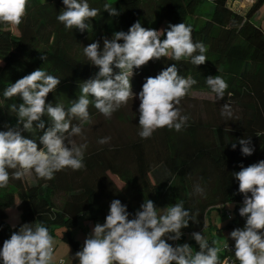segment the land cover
<instances>
[{
  "label": "trees",
  "instance_id": "1",
  "mask_svg": "<svg viewBox=\"0 0 264 264\" xmlns=\"http://www.w3.org/2000/svg\"><path fill=\"white\" fill-rule=\"evenodd\" d=\"M208 1L212 9L201 17L199 11ZM88 3L100 12L86 21L88 29L83 32L69 30L58 21V14L65 9L63 0H28L20 25L0 23V131L16 126L17 117L11 105L23 102L19 96L4 97L12 83L41 68L61 79L57 89L48 94L46 103L61 104L67 110L81 95L84 81L94 78L99 71L90 64L83 48L99 41L102 49L104 37L111 39L114 32H127L137 21L146 29L163 30L165 35L161 39L166 38L170 24L190 25L193 41L202 42L207 48V61L196 66L190 58L174 61L162 57L134 68V98L111 118H105L89 96L91 122L82 124V136L69 137V142L77 146L87 143L85 167L76 171L65 168L56 172L52 180L40 179L33 171L32 183L25 176L21 180L10 178L7 187L0 188V249L22 224L38 222L49 229L52 237H59L77 252L82 246L72 231L80 218L87 215L90 222L103 224L114 199L127 205L129 219L134 218L144 200H152L157 208L182 201L184 209L196 216V222L189 221L180 240L168 243L173 247L188 244L190 237L195 253L200 249L191 233L208 231L209 246L222 249L218 255L223 264L228 255L227 234L242 229L246 223V217L239 215L244 196L238 191L239 181L233 173L240 171L241 166L264 160V27L252 20L263 1L244 9L233 7L230 0ZM105 3L115 7L120 15L110 16L104 11ZM173 64L179 75L197 81L177 105L181 115L189 120L180 132L165 127L157 129L150 138H141L138 94L147 77H155ZM118 71L114 68V72ZM217 75L228 84L225 97L218 101L206 84L207 77ZM194 92H207L212 98L199 100L192 95ZM225 103L232 109L231 119L221 115ZM42 119L44 130L22 132L25 138L35 140L38 147H43L39 137L50 126L47 116ZM72 124L81 122L73 119ZM104 137H110V142L99 144ZM249 137L254 152L244 156L238 139ZM232 143H237L235 150ZM12 171L9 169L10 176ZM197 185L203 188V195L194 191ZM230 203L233 210L224 213L227 221L219 225L212 214ZM13 206L19 211L15 221L10 220Z\"/></svg>",
  "mask_w": 264,
  "mask_h": 264
},
{
  "label": "clouds",
  "instance_id": "2",
  "mask_svg": "<svg viewBox=\"0 0 264 264\" xmlns=\"http://www.w3.org/2000/svg\"><path fill=\"white\" fill-rule=\"evenodd\" d=\"M27 3L28 0H0V23L13 27L20 25L26 15ZM63 4L65 9L57 19L69 30H87L86 21L100 12L90 7L88 0H63ZM103 7L110 16L120 15L109 3ZM192 31L185 23L170 24L166 38L161 39L165 35L163 30L146 29L137 21L127 32H114L111 39L104 37L102 49L99 41L84 47V55L99 71L94 78L84 81L80 86L81 95L67 110L61 104L46 103L48 94L57 89L61 79L41 68L12 83L4 91V97L19 96L23 102L11 105V111L17 117L16 126L0 131V188L7 187L10 178L21 180L33 171L40 179L52 180L56 172L65 168L83 169L87 143L77 146L69 142V137L82 136V124L91 122L88 109L92 101L88 97L94 98V107L105 118H111L134 98L131 83L134 68L139 69L162 57L174 61L190 58L193 65L205 64L207 48L202 42L193 41ZM114 68L119 70L118 73ZM196 83L191 77L179 75L175 64L155 77H147L138 94L139 136L150 138L157 129L165 127L180 132L189 117L181 115L177 105ZM206 84L216 94L217 101L225 97L228 84L221 76L207 77ZM221 115L232 118L228 103L223 104ZM45 116L50 126L39 137L43 147H38L35 140L25 138L22 132L30 133L34 128L44 130L42 117ZM73 119L81 124L73 125ZM110 139L104 137L98 143L107 144ZM238 143L244 156L253 154L251 137L240 138ZM231 146L235 150L237 143ZM9 169L14 170L11 176ZM233 175L239 181V193L244 196L239 215L246 217L244 227L230 233L235 241V259L239 264H264V160L241 166V170ZM194 191L204 194L199 185ZM159 209L147 199L134 218L129 219L127 205L114 199L105 222L95 224L74 259H78L79 264H222L218 255L222 249L210 247L207 238L199 232L191 233L200 249L195 253L187 243L175 247L168 243L180 240L182 229L189 226V221L196 222V216L184 209L182 201L166 207L163 214ZM217 243L213 241V244ZM54 244L49 229L42 223H25L4 240L0 260L3 264H52Z\"/></svg>",
  "mask_w": 264,
  "mask_h": 264
},
{
  "label": "rangeland",
  "instance_id": "3",
  "mask_svg": "<svg viewBox=\"0 0 264 264\" xmlns=\"http://www.w3.org/2000/svg\"><path fill=\"white\" fill-rule=\"evenodd\" d=\"M211 9H212V3L210 1L204 3L203 6L201 7V10L199 11L200 16L205 17L207 15L208 11ZM252 20H253V22L261 24L264 27V3L262 4L259 11L252 17ZM192 95L199 100L206 99V98H209V99L212 98V95L210 93H207V92H194ZM25 180L28 183L33 182L32 172L25 175ZM166 207H169V205H162V206L158 207V208H161V209H159L160 214H163V212L166 210ZM233 207H234V205L232 203H230L227 206H225L224 208H222V210H221L222 213L219 211H214L212 214L213 220H215V218H217L219 221L218 222L219 225H223L227 221V217L225 216L224 213L227 210H229V211L233 210ZM18 218H19L18 209L16 208V206L11 207V209H10V220L15 221ZM88 221H89L88 216L83 215L79 220V225L76 228H74L72 231L74 238L81 243L82 247H83L84 240L89 235L87 232L91 233V229H93L95 226V223L89 225ZM29 223L34 224V222H29ZM207 232L208 231L203 232V235L205 237L207 236ZM53 239L56 242L58 237L57 236L53 237ZM190 239L191 238L189 237L187 240L188 244L194 249V245L191 242H189ZM75 253H76V251L69 244L62 242L59 247L54 246V257H53L52 264H61V262H63V264H79L78 259H74Z\"/></svg>",
  "mask_w": 264,
  "mask_h": 264
},
{
  "label": "built area",
  "instance_id": "4",
  "mask_svg": "<svg viewBox=\"0 0 264 264\" xmlns=\"http://www.w3.org/2000/svg\"><path fill=\"white\" fill-rule=\"evenodd\" d=\"M261 0H230V4L237 9H244L246 7L252 6ZM264 3V0H262ZM228 255L223 261V264H236V259L232 257L235 255V241L230 236V241L227 246Z\"/></svg>",
  "mask_w": 264,
  "mask_h": 264
},
{
  "label": "crops",
  "instance_id": "5",
  "mask_svg": "<svg viewBox=\"0 0 264 264\" xmlns=\"http://www.w3.org/2000/svg\"><path fill=\"white\" fill-rule=\"evenodd\" d=\"M89 222V225L90 224H93L92 222H90V221H88ZM89 227V226H88ZM90 228V227H89ZM91 232H92V229H91ZM88 234H90V232H87ZM226 237H228V241H230V233H228L227 234V236ZM61 243H62V240L58 237V239H57V241L55 242V244H54V246L55 247H59L60 245H61ZM232 257L235 259V256L234 255H232ZM237 261V260H236ZM236 264H239V262L237 261L236 262Z\"/></svg>",
  "mask_w": 264,
  "mask_h": 264
}]
</instances>
